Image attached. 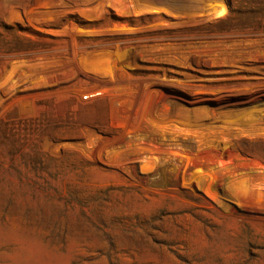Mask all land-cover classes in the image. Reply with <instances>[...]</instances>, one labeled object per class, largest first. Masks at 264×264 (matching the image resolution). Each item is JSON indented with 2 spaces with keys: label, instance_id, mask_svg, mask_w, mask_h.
I'll list each match as a JSON object with an SVG mask.
<instances>
[{
  "label": "rangeland",
  "instance_id": "374dc122",
  "mask_svg": "<svg viewBox=\"0 0 264 264\" xmlns=\"http://www.w3.org/2000/svg\"><path fill=\"white\" fill-rule=\"evenodd\" d=\"M0 264H264V0H0Z\"/></svg>",
  "mask_w": 264,
  "mask_h": 264
}]
</instances>
